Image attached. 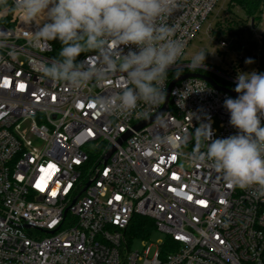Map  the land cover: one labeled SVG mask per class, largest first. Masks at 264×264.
I'll return each instance as SVG.
<instances>
[{"label":"built area","instance_id":"1","mask_svg":"<svg viewBox=\"0 0 264 264\" xmlns=\"http://www.w3.org/2000/svg\"><path fill=\"white\" fill-rule=\"evenodd\" d=\"M230 1L179 0L165 22L184 50L169 71L197 69L183 64L184 52L218 3ZM35 30L17 13L0 15V264H264V196L255 186L229 187L211 162L193 157L201 124L211 125L213 139L238 133L224 107L230 96L201 79L182 80L167 111L136 130L162 109L168 76L160 103L102 114L90 101L122 90L123 74L84 89L45 78L40 68L52 61V41L33 47ZM205 34L212 35L210 25ZM215 43L228 54V37ZM254 43L251 54L216 56L223 71L197 70L234 85L239 73H264L263 32ZM85 57L95 63L94 53L79 60ZM135 215L152 219L164 236L152 256L149 241H140L141 252L131 249L126 230Z\"/></svg>","mask_w":264,"mask_h":264},{"label":"clouds","instance_id":"2","mask_svg":"<svg viewBox=\"0 0 264 264\" xmlns=\"http://www.w3.org/2000/svg\"><path fill=\"white\" fill-rule=\"evenodd\" d=\"M179 7V0H14L12 5L0 0L3 13H17L36 25L29 40L33 47L60 42L58 58L40 68L43 77L84 89L123 74L122 90L90 101L98 112L117 117L132 114L141 101L156 105L163 100L167 73L184 50V43L173 39L176 28L165 22ZM84 53H94L95 63L78 60ZM204 60L200 52L191 66L200 68ZM234 91L240 95L226 98L224 107L238 133L213 139L211 125L201 124L194 133L193 157L211 162L229 187L255 186L264 196V73H239Z\"/></svg>","mask_w":264,"mask_h":264},{"label":"rangeland","instance_id":"3","mask_svg":"<svg viewBox=\"0 0 264 264\" xmlns=\"http://www.w3.org/2000/svg\"><path fill=\"white\" fill-rule=\"evenodd\" d=\"M225 10V11H224ZM260 13L254 19V23H250V17L247 16L237 5L231 3L219 2L215 10L208 17L207 21L201 28L196 38L186 48L182 61L185 65H191L193 58L198 54L199 50L205 53V60L203 65L216 66L218 71L224 70V65L216 63L215 57L219 56L220 59L225 58L229 60L233 56L241 55L242 53L251 54V49L257 36L264 33V5L260 6ZM212 27V35H206L208 26ZM254 28L255 32L252 33L250 28ZM228 37L230 42V49L228 54H222L216 50L215 41L219 37ZM250 49V50H249ZM212 73V72H211ZM225 82V81H223ZM228 83V82H226ZM230 84V83H228ZM236 87L234 84H230ZM164 236L160 233H155L151 236L146 245L150 246V256H152L157 248L158 241H163ZM143 244L140 241H133L131 249L133 251L141 252Z\"/></svg>","mask_w":264,"mask_h":264},{"label":"trees","instance_id":"4","mask_svg":"<svg viewBox=\"0 0 264 264\" xmlns=\"http://www.w3.org/2000/svg\"><path fill=\"white\" fill-rule=\"evenodd\" d=\"M230 3L237 5L250 18L256 19L257 14L260 11L261 0H231ZM51 43H52L53 51L50 54V58L53 60L54 58H58L59 51L61 49V44L58 40L52 41ZM86 54L87 53L81 54L78 57V60ZM263 56H264V53H263ZM192 72L205 73V71H202V70L185 68V69H178L174 71H168L167 76L171 80H173L181 74L192 73ZM212 77L218 85L224 88L232 89V90L235 89V86L230 85L226 82H223L219 77H216L214 75ZM155 233H157V229H156L154 221L150 218L142 217L139 215H135L132 217L131 222L129 223L127 230H126L127 238L129 240H136V241H149L151 236ZM165 242L169 243V240L166 239Z\"/></svg>","mask_w":264,"mask_h":264},{"label":"water","instance_id":"5","mask_svg":"<svg viewBox=\"0 0 264 264\" xmlns=\"http://www.w3.org/2000/svg\"><path fill=\"white\" fill-rule=\"evenodd\" d=\"M185 68H189V67H178V69H185ZM197 69H203V70H206L204 67H200V68H197ZM188 78H198V79H201L203 81H205L207 84H209L212 88H214L215 90L219 91V92H222V93H225L227 95H229L230 97H232L233 99L237 98L240 94L239 93H236L234 90L232 89H228V88H224V87H221L220 85H218L212 78L206 76V75H203V74H200V73H185L183 75H180L178 77H176L175 79H173L169 85H168V89H167V92H166V95H165V99H164V104L162 106V109L160 110V112L143 121L142 123L138 124L135 129L136 130H139L141 128H143L144 126L150 124L151 122L157 120L158 118H160L168 109V104H169V93H170V90L171 88L178 82L182 81V80H185V79H188ZM129 135L126 134L123 136L122 140H125ZM114 149L111 148L110 151L108 152V154L106 155L105 157V160L108 159V157L113 153Z\"/></svg>","mask_w":264,"mask_h":264},{"label":"snow or ice","instance_id":"6","mask_svg":"<svg viewBox=\"0 0 264 264\" xmlns=\"http://www.w3.org/2000/svg\"><path fill=\"white\" fill-rule=\"evenodd\" d=\"M19 88H20V89H23V88H24V85H23V84H20V85H19ZM50 167H54V165H52V166H50ZM53 195H55V193H53ZM188 199H189V200H191V199H192V197H191V196H189V197H188ZM197 202H198V203H201V204H203V203H204V201H197Z\"/></svg>","mask_w":264,"mask_h":264},{"label":"flooded vegetation","instance_id":"7","mask_svg":"<svg viewBox=\"0 0 264 264\" xmlns=\"http://www.w3.org/2000/svg\"><path fill=\"white\" fill-rule=\"evenodd\" d=\"M210 72H208V71H205V73H202L203 75H206V76H208V77H210V78H212L213 79V74L212 73H210ZM214 80V79H213Z\"/></svg>","mask_w":264,"mask_h":264}]
</instances>
